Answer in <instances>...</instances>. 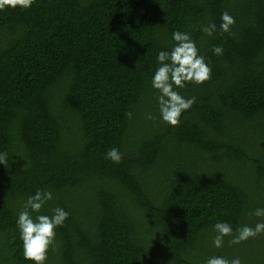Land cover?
Here are the masks:
<instances>
[{"label":"trees","instance_id":"16d2710c","mask_svg":"<svg viewBox=\"0 0 264 264\" xmlns=\"http://www.w3.org/2000/svg\"><path fill=\"white\" fill-rule=\"evenodd\" d=\"M224 11L231 33L220 30ZM210 23L211 37L201 31ZM177 30L212 77L177 89L195 103L171 127L151 79ZM114 147L119 164L105 158ZM4 153L0 264H33L16 221L38 189L53 193L39 214L69 213L47 264H264V235L212 242L217 222L264 221L249 215L264 208V0H36L0 11Z\"/></svg>","mask_w":264,"mask_h":264},{"label":"clouds","instance_id":"9594fccd","mask_svg":"<svg viewBox=\"0 0 264 264\" xmlns=\"http://www.w3.org/2000/svg\"><path fill=\"white\" fill-rule=\"evenodd\" d=\"M36 3V0H0V11H7L9 8L15 10H29ZM220 30L224 33H231L235 25V18L224 11L221 14ZM201 31L211 37L216 31L215 23H210L201 28ZM172 39L176 42L171 51H160L157 54L158 67L155 70L151 85L159 95L156 97L161 120L171 127H179L181 116L185 111L191 109L195 103V97L185 98L177 89H184L188 84L203 85L211 80L212 69L199 54L196 42L188 32L174 31ZM216 55H223V48L214 46L212 49ZM128 118L132 113H126ZM148 119H155L149 115ZM105 158L113 163L122 162V154L118 148H111L105 153ZM0 164L7 166V153L0 154ZM53 199V193L49 190L38 189L34 195L27 198L24 208L19 212L17 228L23 246V257L33 264H47L48 253L55 245L56 228L62 227L69 213L63 208L52 209L53 215L39 214L44 206ZM32 213H37L33 218ZM256 217L264 218V208L255 209ZM213 245L221 248L224 238L230 237V245H238L259 235H264V221L258 222L254 227L244 225L235 230L227 222L214 224ZM205 264H242L239 257L231 260L214 255L208 258Z\"/></svg>","mask_w":264,"mask_h":264}]
</instances>
